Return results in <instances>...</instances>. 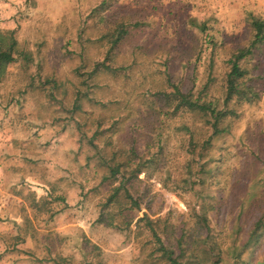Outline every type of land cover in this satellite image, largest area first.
Here are the masks:
<instances>
[{
	"label": "rangeland",
	"instance_id": "374dc122",
	"mask_svg": "<svg viewBox=\"0 0 264 264\" xmlns=\"http://www.w3.org/2000/svg\"><path fill=\"white\" fill-rule=\"evenodd\" d=\"M254 19L264 0H0L18 41L0 83V264H171L147 219L181 264H264ZM243 49L244 99L227 98ZM177 89L224 115L177 108Z\"/></svg>",
	"mask_w": 264,
	"mask_h": 264
},
{
	"label": "trees",
	"instance_id": "16d2710c",
	"mask_svg": "<svg viewBox=\"0 0 264 264\" xmlns=\"http://www.w3.org/2000/svg\"><path fill=\"white\" fill-rule=\"evenodd\" d=\"M252 25L256 31L255 39L252 42V45H256L257 43L264 40V21L261 19H254ZM250 49L248 50H239L237 54H235L234 58L232 59V70L228 74V95L227 98H232L233 96H238L239 99H244L243 90L239 87L238 81L242 77L246 75V71L242 69L240 66V61L244 59L249 53ZM18 55V41L14 36V32L12 30H2L0 29V83L4 79L8 67L17 60ZM166 98L174 97L177 101V108L186 107L190 110H200L205 113L211 112V114L215 115L216 119L219 120L222 115L221 112H217L215 108H212L211 104L208 103H200L198 99H193L190 94L184 93L177 89L175 92L166 94ZM216 125V124H215ZM121 171L120 166H115L111 168V176L116 175ZM120 188L116 189V193L113 196H117ZM125 197L131 198V195L128 190H125ZM118 197V196H117ZM144 220V218H143ZM100 222L107 223L108 225H115L113 222H107L104 220L103 216L101 215L99 218ZM150 229L153 231L154 235L157 237V241L160 245V250L163 252V255L167 257L171 264H181L177 258H174L173 251H169L170 249L166 247L161 238L157 234V230L152 224L151 220L147 219L146 222Z\"/></svg>",
	"mask_w": 264,
	"mask_h": 264
}]
</instances>
